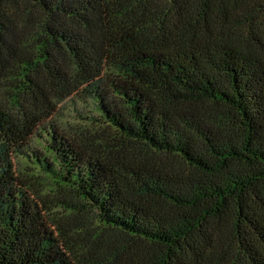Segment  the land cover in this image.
Instances as JSON below:
<instances>
[{"label": "trees", "instance_id": "obj_1", "mask_svg": "<svg viewBox=\"0 0 264 264\" xmlns=\"http://www.w3.org/2000/svg\"><path fill=\"white\" fill-rule=\"evenodd\" d=\"M0 264H264V0H0Z\"/></svg>", "mask_w": 264, "mask_h": 264}, {"label": "rangeland", "instance_id": "obj_2", "mask_svg": "<svg viewBox=\"0 0 264 264\" xmlns=\"http://www.w3.org/2000/svg\"><path fill=\"white\" fill-rule=\"evenodd\" d=\"M68 108H69V101L66 102H62L59 107L58 110L56 111L54 118L57 121H62V124H67L68 121L70 120L69 115H67L66 112H68ZM24 165V163H22ZM17 168H22L21 164L16 166ZM27 172H30L32 174H34V176H36V184L38 189H40L41 192L45 193L47 195V199H52L53 196L55 195H60V190H58V188L56 187V184L54 183V181L49 178L48 176L44 175V174H37L33 169L27 167L26 169ZM62 213H64V211H62Z\"/></svg>", "mask_w": 264, "mask_h": 264}]
</instances>
